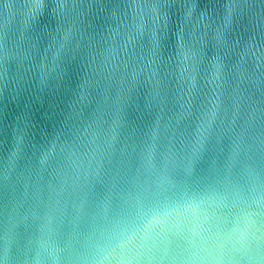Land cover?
I'll list each match as a JSON object with an SVG mask.
<instances>
[{
    "label": "water",
    "instance_id": "1",
    "mask_svg": "<svg viewBox=\"0 0 264 264\" xmlns=\"http://www.w3.org/2000/svg\"><path fill=\"white\" fill-rule=\"evenodd\" d=\"M0 264H264V0H0Z\"/></svg>",
    "mask_w": 264,
    "mask_h": 264
}]
</instances>
